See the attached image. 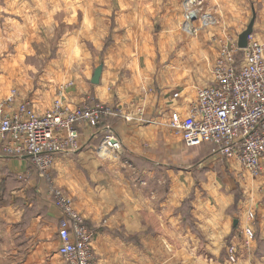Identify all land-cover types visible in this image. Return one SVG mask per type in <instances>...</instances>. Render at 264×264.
I'll return each instance as SVG.
<instances>
[{"label": "crops", "instance_id": "1", "mask_svg": "<svg viewBox=\"0 0 264 264\" xmlns=\"http://www.w3.org/2000/svg\"><path fill=\"white\" fill-rule=\"evenodd\" d=\"M184 1L0 0L3 115L57 100L116 113L78 124L76 148L47 176L0 137V264H66L53 189L94 230L95 264H264V167L255 176L210 145L188 147L169 125L253 19L249 38L264 45V0H203L216 22L194 34ZM108 133L120 153L100 150Z\"/></svg>", "mask_w": 264, "mask_h": 264}, {"label": "built area", "instance_id": "2", "mask_svg": "<svg viewBox=\"0 0 264 264\" xmlns=\"http://www.w3.org/2000/svg\"><path fill=\"white\" fill-rule=\"evenodd\" d=\"M203 4V0L184 1L183 26L190 34L216 22ZM212 75L211 83L198 90L188 113H174L169 125L181 134L186 146L210 145L213 155L235 159L257 176L264 167V45L251 38L245 48L233 41L224 43ZM110 115L116 113L100 103L72 108L60 100L44 114L22 106L19 114L6 116L0 108V137L11 140L7 152L27 155L39 174L47 176L58 154L76 148L78 124L95 127ZM121 149L120 140L112 133L100 146L102 152L120 153ZM53 195L63 212L58 228L60 255L66 264H95L94 230L86 226L62 190L53 189ZM247 233L251 235L249 229ZM234 251L231 246V255Z\"/></svg>", "mask_w": 264, "mask_h": 264}, {"label": "water", "instance_id": "3", "mask_svg": "<svg viewBox=\"0 0 264 264\" xmlns=\"http://www.w3.org/2000/svg\"><path fill=\"white\" fill-rule=\"evenodd\" d=\"M253 23H254V19L250 22V24L248 25L246 30H244L242 32V34L239 36L238 46L240 48H245L247 46L248 39H249V37H250V35L252 33ZM101 71H102V67L101 66L96 68V70L94 72L93 79H92L93 83H98L99 82Z\"/></svg>", "mask_w": 264, "mask_h": 264}, {"label": "bare ground", "instance_id": "4", "mask_svg": "<svg viewBox=\"0 0 264 264\" xmlns=\"http://www.w3.org/2000/svg\"><path fill=\"white\" fill-rule=\"evenodd\" d=\"M249 40V39H248ZM213 68V67H212ZM181 135V134H180ZM254 175V174H253Z\"/></svg>", "mask_w": 264, "mask_h": 264}]
</instances>
